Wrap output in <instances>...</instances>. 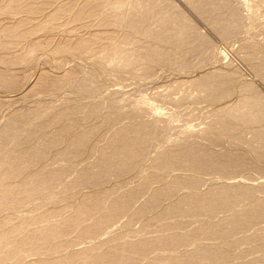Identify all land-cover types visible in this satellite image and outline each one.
I'll return each mask as SVG.
<instances>
[{
	"label": "bare ground",
	"instance_id": "bare-ground-1",
	"mask_svg": "<svg viewBox=\"0 0 264 264\" xmlns=\"http://www.w3.org/2000/svg\"><path fill=\"white\" fill-rule=\"evenodd\" d=\"M0 1V264H264V24L248 0ZM65 16L80 33L53 42ZM171 65L154 97L125 93Z\"/></svg>",
	"mask_w": 264,
	"mask_h": 264
},
{
	"label": "rangeland",
	"instance_id": "rangeland-1",
	"mask_svg": "<svg viewBox=\"0 0 264 264\" xmlns=\"http://www.w3.org/2000/svg\"><path fill=\"white\" fill-rule=\"evenodd\" d=\"M27 4H25L24 2H21V5H23V6H27V5H30V1L31 0H24ZM249 1V3H250V6H252V9L254 10L253 12V15H254V23H259V21H260V23H261V26L264 24V0H248ZM30 2V3H29ZM261 2V3H260ZM0 3L2 4V1H0ZM23 3V4H22ZM40 3V1L39 2H37V4L36 5H40L39 4ZM259 3V4H258ZM0 4V5H1ZM32 4V3H31ZM262 5V6H261ZM260 13V14H259ZM24 14V13H23ZM23 14H21V16L19 17H17L18 19H20V18H24V15ZM26 14V13H25ZM38 15V14H37ZM37 15H32V17L34 18V19H36V17H37V19H38V21L40 20V19H42L43 17H44V15H42V14H39L40 15V17H38ZM263 17V18H262ZM0 20H3V21H5L6 19L5 18H7V17H4V16H0ZM63 19L65 18V21H66V18H67V23H66V25L64 26V24H65V21L63 20V22H59V25L57 26V28L56 27H54L55 29H53V30H55V31H53L52 30V32H49V34L50 35H56L55 37H53V42H58L57 40H58V38L59 39H61V38H63V35H67L69 32H72L73 31V27H77V28H74V29H76L77 31L79 30V26L80 25H76V24H71V23H69V21H68V16H65V17H62ZM5 19V20H4ZM36 19V20H37ZM60 20H62V19H60ZM59 20V21H60ZM2 21V24L4 25L5 23H9L7 20H6V22H3ZM0 23H1V21H0ZM61 23H63V24H61ZM68 24V25H67ZM1 25V24H0ZM6 25V24H5ZM62 25H63V27H62ZM69 25H71V26H69ZM28 26V25H27ZM28 27H30V24H29V26ZM61 27V28H60ZM65 27H67L66 29H65ZM262 27H264V26H262ZM27 27H24V29H26ZM59 28V29H58ZM69 28V29H68ZM256 28H257V26L255 27V29H254V26H253V29L256 31ZM65 29V30H64ZM259 28H257V30H258ZM58 30V31H57ZM67 33H66V32ZM69 31V32H68ZM77 31H73V33L75 32V33H80V30L77 32ZM261 32V34H260V32ZM264 29L263 28H261L260 27V30H258V33L260 34L259 36H258V40L259 41H261V42H264ZM52 33V34H51ZM60 33H62V34H60ZM65 33V34H64ZM82 33V32H81ZM84 33V32H83ZM82 33V34H83ZM41 34V36H46V35H48V32L47 33H40ZM58 35V36H57ZM60 36H62V37H60ZM55 38H56V40H55ZM249 39V38H248ZM256 42V41H255ZM254 43V42H253ZM23 45L25 46V44H22L21 46L23 47ZM21 46H19L18 48L19 49H22V47ZM236 46V47H235ZM234 46V48L235 49H237V47H238V44H236ZM230 48L231 47H228V49H226V52H229L230 51ZM16 51H18L17 50V48H16ZM38 58H39V56H38ZM42 59H43V56H40V58L38 59V64L40 65H38V64H36V65H38L37 66V68H35L36 67V65L31 69V72L33 73V72H38V70H41L42 68H43V64H45L44 62H45V58L43 59V61H42ZM219 59H221L220 57H219ZM40 61H42V63L40 62ZM215 62H217L218 63V65H220L221 64V61H219V60H217V58H216V60H215ZM224 62H226V61H222V64L221 65H224L225 66V64L226 63H224ZM48 64V63H47ZM50 64V63H49ZM48 64V65H49ZM46 65V64H45ZM52 66L54 67V64H52L51 63V66L49 65L48 67H47V69L49 70V72H50V74H52L54 71H56L55 70V68H54V70H53V68H52ZM173 67H175L174 65H171V66H166L165 68H163V70H164V73L163 72H161L162 73V76H158V77H156V81L155 80H151L152 82L150 83V81H148V85H146L145 83H142V84H144V86H142V84L140 83V82H136L135 84H133L135 81H132L133 83L131 84L129 81H127V82H125V85H124V91H125V93L127 92V94H130L129 96H131V98L133 99H136L138 96H140V94L141 95H144L145 97H148V99H150V98H152V97H154V94H155V92H157L156 90L157 89H155V88H160V86L161 87H163L162 86V84L164 85L165 84V82H166V80H167V77H170V76H172L173 74V76L172 77H174L175 75H178L177 74V72H174L175 70V68H173ZM225 67H227V66H225ZM50 68V69H49ZM36 69V70H35ZM170 69V70H169ZM232 69H234V68H232ZM167 70V71H166ZM171 70H173V71H171ZM52 72V73H51ZM161 73H159V75H161ZM168 73V74H167ZM173 73V74H172ZM167 75V76H166ZM166 76V77H165ZM157 78H158V80H157ZM162 80V81H161ZM154 82V83H153ZM161 82H163V83H161ZM108 83V82H107ZM123 83V82H122ZM156 83H157V85H156ZM110 84V85H109ZM141 86H140V85ZM158 84H159V86H158ZM106 86H107V88H110V89H108V90H112L113 88L111 87V83L109 82L108 83V85L107 84H105ZM142 88V90H143V92L142 93H140V90L138 89L139 88V86ZM146 85V86H145ZM156 85V86H155ZM106 86H105V88H106ZM109 86V87H108ZM115 87L116 86H114V89H115ZM154 87V88H153ZM117 88H119V87H116V89ZM107 90V89H106ZM107 90V91H108ZM145 90V91H144ZM159 91L160 90H163V89H158ZM136 91V92H135ZM154 91V92H153ZM64 92V91H63ZM62 92V93H63ZM17 93V92H16ZM61 93V92H60ZM60 94L61 95V97H65V96H67L68 95V93L66 92V94H65V92L63 93V94ZM152 94V95H151ZM9 95H15V94H13V93H9ZM2 96V95H1ZM101 96V95H100ZM35 99H37V98H32L31 99V101L32 102H30V100H29V106H31V104L33 105L34 104V101H35ZM154 102V104H156V106L158 107L159 106V111H161V112H163L164 114H171V115H175V114H177V115H179V116H182L181 114H184L185 112L184 111H186L187 109L186 108H175V107H173L172 105H170L168 102H166V101H164L163 100V102L161 103V101H159V99H156L155 98V100L153 101ZM28 103H25V104H23V103H21V106L22 107H24V106H27L28 105ZM20 104V103H19ZM13 106V105H12ZM12 106L11 107H9V106H6V107H4V108H2L3 110H4V112L2 111V113L3 114H1V116H4L9 110H13L15 107L16 108H18V109H20L21 107H19L18 106V104L17 105H15L14 104V107L12 108ZM18 106V107H17ZM160 106H161V108H160ZM204 106H202V108H203ZM206 107V106H205ZM5 108H7V109H5ZM9 109V110H8ZM204 111H207L206 109L204 110ZM160 112V113H161ZM181 113V114H180ZM191 113L192 114H198V111H196L195 109H193V110H191V108H188V110H187V118L189 119V121H190V126H191V128H192V126H193V128H195V126H198L199 124H200V122H199V120L198 119H196V118H191ZM180 118H182V117H180ZM183 119V118H182ZM198 129V128H197ZM197 129H195V130H197ZM248 175H251V176H247L248 178L250 177V178H257V175H256V177H255V174L254 173H249ZM252 175H253V177H252ZM259 178H261V177H259ZM261 181H264V179H262ZM257 182H258V180H257ZM3 214V213H2ZM137 224H139V225H137ZM136 225L138 226V227H140V223H137ZM136 225L134 224V227H136ZM138 227H137V229H138ZM134 229H136V228H134ZM81 246V245H80ZM78 247V248H80V249H78L77 247V250H81V247ZM83 247V246H82Z\"/></svg>",
	"mask_w": 264,
	"mask_h": 264
}]
</instances>
